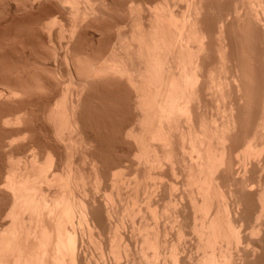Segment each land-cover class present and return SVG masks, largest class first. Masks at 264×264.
<instances>
[{"label":"bare ground","instance_id":"bare-ground-1","mask_svg":"<svg viewBox=\"0 0 264 264\" xmlns=\"http://www.w3.org/2000/svg\"><path fill=\"white\" fill-rule=\"evenodd\" d=\"M1 1L51 13L40 29L65 86L46 114L53 145L5 163L0 264H264V0H128L129 30L116 27L102 56L79 44L112 0ZM8 87L5 99L38 93ZM119 88L133 121L118 129L129 150L110 161L85 119L94 91Z\"/></svg>","mask_w":264,"mask_h":264},{"label":"rangeland","instance_id":"rangeland-1","mask_svg":"<svg viewBox=\"0 0 264 264\" xmlns=\"http://www.w3.org/2000/svg\"><path fill=\"white\" fill-rule=\"evenodd\" d=\"M1 1V0H0ZM4 1V0H3ZM3 1H1V2H3ZM126 1V2H125ZM5 2V1H4ZM127 2H128V0H124V2H123V0H112V2H111V4H112V7H111V9L108 11V14L106 15V17L107 18H110V20H108V19H106V17H105V19H103V22L101 21V23H98V25H95L94 26V28H93V31H96V29H101L100 30V33L102 32L103 34H100L99 32L98 33H96V32H92V29H91V32L90 31H88L87 30V32L86 33H88V34H86V33H84V34H86V35H82L83 36V38H84V40L81 42L80 41V43H82V44H84V45H82V44H79V48L82 50V46H83V49L84 50H82V52H85L86 51V53L87 52H89V54L92 52L94 55L96 54V55H98V56H102V55H104L105 54V52L107 53V51H108V49L106 48V47H108V46H112L113 45V41H115V39H116V35H117V32H118V30H117V28L116 27H122V25L124 24L125 25V22H124V15L126 14L125 13V8H126V4H127ZM113 3H115V4H113ZM7 2H5V4L3 3V5H2V3L0 4L1 6H0V68H2V69H0V90L2 91V90H4V92H1L0 93V96H1V100H0V141H1V143H0V186H1V184H2V186L3 185H5V181H4V179H6V177H4L5 175H8V173L6 172L7 171V166L5 165V163H7L8 161H7V159L8 158H10V155H11V153H12V157H13V159L12 160H16V159H21V157H23L22 159H24V157L26 158L27 157V159H30V158H28V157H30V156H32L31 155V153L33 154H35V151L36 152H38L37 150L38 149H40L41 151H42V149H46V148H48V146L50 145H53L52 144V138H51V131L49 130V128H50V126H49V124H47L46 122H48L47 120L48 119H46L47 117V112H48V110H49V106H51L52 105V103L57 99V97L60 95V91H61V87H62V84L64 85V83H62V84H59L58 85V83H59V81H61L62 82V80L61 79H63L64 77L61 75V74H63V69H61V64H60V61H59V56H58V53H59V51L58 52H56V50H55V47L53 48L52 47V45L50 44V45H47L48 43H50L47 39H48V36L46 35L47 33H45L44 34V32H46V31H44L43 32V30L44 29H40L42 26H44V25H42L41 27H40V24H42L43 22H41L42 20H45L46 18H51V17H49V16H51V15H49V14H51V13H49V12H44V11H41L40 10V8H32V10H31V12H30V9H28L29 11H27V10H25V11H27L28 13H26L24 10V12H19L18 10V12H16L15 10H13L14 8L12 7V6H10V7H7ZM10 5V4H9ZM116 6V7H115ZM124 6V7H123ZM54 6H51V8H50V10H51V12L52 11H56V9H55V7L53 8ZM10 9V10H9ZM36 10V11H35ZM119 10H121V11H119ZM123 10V11H122ZM21 11V10H20ZM111 11V12H110ZM117 11V12H116ZM114 12V13H113ZM43 13V14H42ZM46 13V14H45ZM117 13V14H116ZM47 14H48V16H47ZM110 14V15H109ZM122 14V15H121ZM45 15V16H44ZM115 17H114V16ZM110 16V17H109ZM121 16V17H120ZM122 16H123V18H122ZM113 19H112V18ZM43 18V19H42ZM117 18V19H116ZM111 19H112V21H111ZM121 20L120 22L119 21H117V20ZM41 20V21H40ZM46 20H48V19H46ZM38 21H40V22H38ZM110 22V23H109ZM123 22V23H122ZM112 23V24H111ZM118 23L120 24H122V25H118ZM44 24V23H43ZM36 25L38 26L39 25V27H36ZM105 27H104V26ZM107 25V26H106ZM114 25H116V26H114ZM31 26V27H30ZM35 26V27H34ZM54 26V25H53ZM57 26V25H56ZM55 26V27H56ZM96 26H98V27H96ZM103 26V27H102ZM113 26V27H112ZM26 27V28H25ZM28 28H32L31 30L30 29H28ZM38 28V29H40L41 31H39V30H36V29ZM43 28V27H42ZM110 28V29H109ZM122 28H124L123 30L121 29V30H119V32H121V31H123V32H125V31H128L129 30V27L127 26H123ZM34 29V30H33ZM48 29V28H47ZM46 29V30H47ZM55 29V28H54ZM116 29V30H115ZM119 29V28H118ZM22 30V31H21ZM33 30V31H32ZM106 30V31H105ZM115 30V31H114ZM25 31V32H24ZM29 31V32H28ZM15 32V33H14ZM28 32V33H27ZM40 32V33H39ZM43 32V33H42ZM108 32V33H107ZM20 33V34H19ZM24 33V34H23ZM27 33V34H26ZM30 33H32V34H30ZM34 33H36V34H34ZM110 33V34H109ZM13 34H15V35H13ZM98 34H100V35H98ZM113 34H114V36H113ZM116 34V35H115ZM23 35V36H22ZM28 35H29V37H28ZM32 35V36H31ZM38 35V36H37ZM91 35V37H89ZM98 35V36H97ZM13 36V37H12ZM19 36V37H18ZM46 36H47V39H46ZM87 36V37H86ZM94 36V37H93ZM102 36H104V37H102ZM11 37L13 38V39H11ZM14 37H15V39H14ZM23 37V38H22ZM115 37V38H114ZM10 38V39H9ZM20 38V39H19ZM34 38V39H33ZM35 38H36V40L38 39L39 40V42H38V40L36 41L35 40ZM82 38V39H83ZM86 38H88V39H86ZM100 38V39H99ZM114 38V39H113ZM8 39V40H7ZM17 39V40H16ZM22 39V40H21ZM103 39V40H102ZM13 40V41H12ZM34 40V41H33ZM100 40H102V41H100ZM7 41V42H6ZM48 41V42H47ZM99 43H98V42ZM36 42V43H35ZM38 42V43H37ZM45 42V43H44ZM53 42V41H52ZM107 42V43H106ZM116 42V41H115ZM20 43V44H19ZM29 43V44H28ZM56 42H53V44L54 45H57V43L55 44ZM10 44V45H9ZM13 44H15V45H13ZM30 44H33V45H30ZM38 44H40V46L38 45ZM45 44V45H44ZM38 45V46H37ZM34 46L35 48L33 49L32 47ZM45 46V47H44ZM46 46H47V48H46ZM6 47V48H5ZM21 47H24V48H21ZM40 47V48H39ZM86 47H89V48H87V49H85ZM27 48V49H26ZM30 48V49H29ZM32 48V49H31ZM37 48V49H36ZM51 50H50V49ZM58 47L56 46V49H57ZM98 48H100L99 49V51L100 52H98V51H96V50H98ZM109 48V47H108ZM8 49V50H7ZM17 49V50H16ZM21 49H22V51H21ZM52 49H54L55 51L54 52H56L57 54H55L54 52L52 53L51 51H53ZM91 49V50H90ZM94 49H96V50H94ZM103 49V50H102ZM107 49V50H106ZM6 50V51H5ZM37 52H36V51ZM39 50V51H38ZM57 50H59V49H57ZM21 51V52H20ZM30 51V52H29ZM35 51V52H34ZM95 51V52H94ZM102 51V52H101ZM21 54H20V53ZM27 53H29L28 55H27ZM33 53H35L34 54V56H31V55H33ZM42 53V54H41ZM102 54V55H99V54ZM9 54V55H8ZM40 56V57H44L45 59H47V60H45V62H43L44 60L42 59V58H40L38 55ZM51 54H52V58H51ZM7 55V56H6ZM23 55V56H22ZM27 55V56H26ZM37 57H36V56ZM55 56V58H54V56ZM20 56V57H19ZM28 56H30V57H28ZM49 56V57H48ZM56 56H57V58L58 59H56ZM33 57H34V59H33ZM50 58L52 59V60H50ZM36 59H42V60H39V62H43V64H40V63H38L37 61L38 60H36ZM56 59V61H54V62H52L53 60H55ZM36 60V61H35ZM50 60V61H49ZM32 61V63L33 62H35V63H38L37 64V66L38 65H40L39 67L40 68H38V70H37V68H36V65H35V68L33 67H31L32 65L34 66V64H32V63H30ZM24 63V64H23ZM25 63H27L28 65H30V66H28L27 64H25ZM7 66H6V65ZM16 64H17V66H16ZM20 64V65H19ZM23 64V65H22ZM55 64V65H54ZM47 65V66H46ZM15 66H16V68H15ZM20 66V67H19ZM5 67L7 68L6 70H5ZM23 68V70H21L20 71V68ZM29 67V68H28ZM43 67H45V68H43ZM4 68V69H3ZM9 68V69H8ZM12 68H14V69H11ZM21 68V69H22ZM42 68H43V70H45L46 72V74L44 73V76L46 77V76H49V80L47 79V77L45 78L44 76H42V73H40L41 71H43L42 70ZM63 68V67H62ZM19 69V70H18ZM28 69V70H27ZM35 69V70H34ZM4 70V71H3ZM11 70V71H10ZM16 70H18L19 72V74L16 72ZM31 70V72H29ZM39 70H41V71H39ZM16 72V74H15V72ZM28 72V74H26L27 72ZM37 71H39V72H37ZM21 72H23V73H21ZM33 72H35V73H37V74H33ZM48 72V73H47ZM61 72V73H60ZM12 73V74H11ZM50 73V74H49ZM52 73V74H51ZM14 74V75H13ZM30 74H31V76H30ZM38 74H41V77L42 78H45V80H47L46 82H48V83H46L45 82V80L44 81H42V82H44V83H42V82H40V80H39V83H38V81H37V78H39L40 77V75L38 76ZM32 75H37V77L35 76H32ZM59 75H61V77H59ZM64 75V74H63ZM23 76V77H22ZM18 77V78H17ZM25 77V78H24ZM31 77V78H30ZM52 77V78H51ZM54 77H56V78H54ZM58 77V78H57ZM13 78H15V79H13ZM23 78V79H22ZM32 78H35V79H33V80H31ZM51 78V79H50ZM61 78V79H60ZM19 79V80H18ZM22 79V80H21ZM58 82H57V81ZM18 81H20V83H18L17 84V82ZM27 81H29V82H27ZM36 81V82H35ZM15 82V83H14ZM33 82H35V83H33ZM55 82V83H54ZM60 82V83H61ZM11 83V84H10ZM31 83V84H30ZM37 83L38 84H41V86L44 88V87H46V88H44V89H41L40 91H39V89L40 88H38V90L35 88V87H33L34 85L35 86H37ZM50 83L52 84V85H50ZM57 83V85H55ZM3 84V85H2ZM7 86H9L8 88H11V86H14L15 88L16 87H23V86H25V87H23L24 89L26 88V86L28 87L29 86V88H27V90L28 91H33V92H36L34 89H31V87L32 88H35L37 91H38V93L36 92L35 94L33 93H31V95L30 96H28L26 93L24 94L23 93V95H24V97H19L20 95L19 94H17V96L13 99V98H7V99H5V97H7L6 95L7 94H5V93H7V90H5L4 88H2V87H7ZM13 84V85H12ZM29 84V85H28ZM55 86H54V85ZM19 85V86H18ZM51 86V87H47V86ZM31 86V87H30ZM65 86V85H64ZM13 87V88H14ZM41 87V88H42ZM56 89H55V88ZM50 88V89H49ZM53 88V89H52ZM122 88V87H121ZM121 88H119L118 89V91L116 92V91H114V89H112L113 90V92L111 91V90H106V89H102V91L100 90V93H99V91H94V93H93V96H91L90 97V99H89V101H91V99H92V103H90V106H89V110H88V112H87V114H86V119H85V122L87 123L86 124V127H87V129L88 128H90L91 127V129H88V131L89 130H93L94 129V131L93 132H91L90 131V133H91V135L93 134L94 136H95V139L97 140V139H99L98 141H97V143H98V151L99 152H102V154H104V156L106 157L107 156V158H108V160H110V161H117L119 158L121 159L122 157L121 156H123L124 155V153L126 152V151H128L129 150V148H128V145H126V143H124V141H123V139H122V130H123V128L122 127H128L130 124H131V122L133 121V119H130L131 117H130V115H131V108H127L126 107V105H125V107L123 106V107H119L121 104H128L127 103V100H125V98L123 99L122 98V96H120V95H122V93L124 92L123 90H125L124 88L123 89H121ZM7 89V88H6ZM121 89V92L119 91ZM45 90V91H44ZM106 92H105V91ZM27 91V93H29ZM43 91V92H42ZM58 91V92H57ZM111 91V92H110ZM42 92V93H41ZM103 92H105V93H103ZM109 92V93H108ZM120 92V93H119ZM126 92V91H125ZM51 95H50V94ZM96 93V94H95ZM103 93V94H102ZM114 93H116V95L114 94ZM2 94V95H1ZM106 94V95H105ZM119 94V95H118ZM124 94V96L123 97H125L126 96V93H123ZM100 95V96H99ZM103 95V96H102ZM108 95V96H107ZM110 95V96H109ZM5 96V97H4ZM21 96H22V94H21ZM99 96V97H98ZM120 96V97H119ZM128 96V95H127ZM106 97H107V99H106ZM19 98V99H18ZM98 98V99H97ZM101 98V99H100ZM120 98H122V100L120 99ZM23 99V100H22ZM100 99V100H99ZM108 100V102L107 101H105V100ZM114 99L116 100V101H114ZM3 100V101H2ZM5 100V101H4ZM20 100V101H19ZM100 102H99V101ZM124 100H125V103H124ZM98 101L99 102V104H100V106H99V104H94V103H96V102ZM103 101V102H102ZM117 101H118V103H117ZM129 101V100H128ZM9 102H11V104H9ZM14 104H13V103ZM97 102V103H98ZM122 102V103H121ZM15 103H16V105H15ZM46 103H47V105H46ZM107 104V103H109V104H107V105H104V104ZM113 103H115V105L113 104ZM121 103V104H120ZM4 104H5V106H4ZM23 104V105H22ZM94 106H96V107H94ZM3 105V106H2ZM11 105H13V106H11ZM118 105V106H117ZM7 106H8V108H7ZM44 106V107H43ZM93 106V107H92ZM101 106H104V107H102V109H101ZM129 106V105H128ZM9 107H12V108H10L9 109ZM20 107V108H19ZM112 107H114V108H116V109H114V108H112ZM18 108V109H17ZM29 108V109H28ZM44 108V109H43ZM94 108H96V111H97V109H99V112L97 111H95V109ZM109 109V110H112V111H109L108 110V112H105V111H107L106 109ZM112 108V109H111ZM9 109V110H8ZM17 109V110H16ZM22 109V110H21ZM94 109V110H93ZM104 109H105V111H104ZM128 109H130V110H128ZM13 110V111H12ZM23 110H25L24 111V114L26 115V118L25 119H31L30 120V122L28 121L27 123L25 122H23V121H21V122H23L24 124V126L22 125V128L24 127V128H26L27 126H29V128L27 127V129L25 130L24 128L22 129V128H19L18 127V123H17V126H12V124H10L12 121H15L14 119H12V117H14V118H16V117H18L19 115H24L23 114ZM26 110H27V112H26ZM32 110V111H31ZM93 110V111H92ZM11 112V114L13 115H11L10 114V112ZM20 111V112H19ZM32 113H31V112ZM92 111V112H91ZM102 111V113H100ZM14 112V113H13ZM28 112H30V113H28ZM44 114H43V113ZM91 112V113H90ZM103 112H104V114H103ZM110 112H112V113H110ZM129 112V113H128ZM18 115H16V114ZM19 113V114H18ZM95 115H94V114ZM108 113V114H107ZM127 113V114H126ZM91 114V115H90ZM93 114V115H92ZM15 115H16V117H15ZM24 115V116H25ZM30 115H31V117H30ZM125 115V116H124ZM33 116V117H32ZM87 116H90V117H88L87 118ZM94 116V117H93ZM99 116H100V118H99ZM104 116V117H103ZM101 117H102V119H101ZM109 117V118H108ZM128 117H130L129 119H127ZM8 118H10V120L8 119ZM45 118V119H44ZM107 118V119H106ZM126 118V119H125ZM3 119V120H2ZM6 119H8L7 121H6ZM44 119V120H43ZM96 121V123H95V121ZM4 120L6 121L5 122V126L3 125V123H2V121L4 122ZM36 120V121H35ZM45 121V122H44ZM91 121V122H90ZM7 122L9 123V124H7ZM89 122V123H88ZM122 122V123H121ZM130 123V124H129ZM16 124V123H15ZM31 124V125H30ZM33 124V125H32ZM45 124H47V125H45ZM90 124V125H89ZM129 124V125H128ZM8 125H10V127L8 126ZM20 125V124H19ZM27 125V126H26ZM117 125L119 126V127H117ZM4 128H3V127ZM12 126V127H11ZM44 126H46V127H44ZM96 126V127H95ZM48 127V128H47ZM98 127V128H97ZM6 128V129H5ZM10 128V129H9ZM122 128V129H121ZM3 129H4V131H3ZM12 129V130H11ZM116 129V130H115ZM121 130L120 132L121 133H119V130ZM7 130H9V131H7ZM11 130V131H10ZM14 130V131H13ZM20 130H22V131H20ZM23 130H24V132H23ZM30 130V131H29ZM111 130V131H110ZM7 131V132H6ZM98 131V132H97ZM110 131V132H109ZM6 132V133H5ZM18 132V133H17ZM23 132V133H22ZM25 132H27L26 134H30V136H26V134H25ZM49 132V133H48ZM95 132H96V134H95ZM118 133V135L116 134V133ZM15 133H17V135L15 134ZM89 133V134H90ZM8 134L10 135V136H8ZM21 134H23V136L21 135ZM46 134H48V137H47V135ZM99 134V135H98ZM115 134H116V136H115ZM119 134H121V136L119 135ZM3 135H5V136H7V137H11L10 139H12L11 140V142L12 143H15V145L14 144H11V145H13L12 146V148H11V150H13V151H11L10 149H9V152L7 151V149L8 148H10V146H8V144L10 145V141H8V140H10L9 138L7 139L6 137L4 138V136ZM11 135H13L14 137H12ZM92 135V136H93ZM17 136H18V138H17ZM20 136V137H19ZM25 136H26V138H25ZM32 136V137H31ZM93 136V137H94ZM3 137V138H2ZM22 137V138H21ZM28 137V138H27ZM45 137V138H44ZM100 137H101V139H100ZM118 137H120L119 139H118ZM22 139V140H20L19 141V139ZM26 139V140H24L23 141V139ZM31 138V139H30ZM49 140H48V139ZM51 138V139H50ZM2 139V140H1ZM4 139V140H3ZM7 141H6V140ZM28 139V140H27ZM46 139V140H45ZM17 140V142H15ZM121 140V141H120ZM29 141V142H28ZM43 141H44V143H43ZM47 141V142H46ZM8 142V144L6 145V143ZM20 142V143H19ZM33 142H35V144L33 143ZM50 142V143H49ZM123 142V143H122ZM16 143H17V145H16ZM29 143V144H31V147L29 146V144L27 145V144ZM37 143V144H36ZM48 143V144H47ZM40 144V145H39ZM6 147H5V146ZM26 145V147L28 148H24V146ZM40 146V147H37V146ZM44 145V146H43ZM46 145V146H45ZM8 146V147H7ZM17 146V147H16ZM23 146V147H22ZM49 146V147H50ZM104 146V147H103ZM33 147H35V149L33 148ZM7 148V149H6ZM32 148V149H31ZM101 148V149H100ZM25 149V150H24ZM44 149V150H45ZM128 149V150H127ZM39 150V151H40ZM44 150L42 151V152H44ZM101 150V151H100ZM107 150V151H106ZM11 152V153H10ZM16 152V153H15ZM19 152V153H18ZM106 152V153H105ZM29 153V154H28ZM108 153V154H107ZM9 154V155H8ZM19 154V155H18ZM9 157H8V156ZM26 155V156H25ZM28 155V156H27ZM16 156V157H15ZM111 156V157H110ZM11 157V158H12ZM110 157V158H109ZM117 157H119V158H117ZM115 160H114V159ZM7 161V162H6ZM6 166V167H5ZM6 168V169H5ZM5 169V170H4ZM6 173H5V172ZM4 177V178H3ZM3 180V182H2V180ZM1 186V187H2ZM4 187V186H3ZM2 187V188H3ZM3 195L2 194H0V221H2V219H4L5 218V212H4V210L3 209H5V211H7L6 210V207H7V204H6V202H5V198L4 197H2ZM3 208V209H2ZM3 214H4V216H3Z\"/></svg>","mask_w":264,"mask_h":264}]
</instances>
